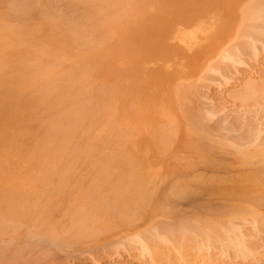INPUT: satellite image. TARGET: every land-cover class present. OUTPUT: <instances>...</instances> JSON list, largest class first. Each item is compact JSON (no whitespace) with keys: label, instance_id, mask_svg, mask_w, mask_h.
<instances>
[{"label":"rangeland","instance_id":"obj_1","mask_svg":"<svg viewBox=\"0 0 264 264\" xmlns=\"http://www.w3.org/2000/svg\"><path fill=\"white\" fill-rule=\"evenodd\" d=\"M250 1L251 0H240L238 3L236 2L233 4V11L235 14L237 13L235 17L238 23L240 21V24H238L236 29L232 32L229 39L226 40L224 46H229L228 48L231 50L229 51L230 55L236 52V56L233 54L230 59L224 58L227 60L225 61L224 59L222 60L212 55L204 64L199 74L173 79L170 78L167 73H169L172 67L181 60L180 54L181 56L187 55L189 53L187 49L193 48L196 44L180 36V41L183 43L180 54L177 55L165 46L168 44V38L181 27L185 28L191 23L193 24L206 20L215 21V26L217 27L215 36L221 35L223 27L227 23L226 21H228V17L231 13L227 9L230 1L0 0V61H3V63L0 62L2 64V66L0 65V86L1 89H3L8 85L10 88H8V86L7 88L11 89H3L6 90L4 91L6 93L11 91L8 94L5 93L6 95L10 94L8 97L4 95L8 100L0 95L2 97V102L0 101V129L2 128V131H0V150H2L0 151V159L2 160H0V176L2 177L0 178V191L4 193L2 195H6L3 196V198L0 193V200L2 198V200H4L5 197L9 199L5 202V208L2 206V200L0 201L2 204L0 205V209L3 208L0 211L4 213L3 216L6 214L9 217H3L6 221L10 219V216L15 220H17L16 217H18V219L20 218V221H18L20 224H17L18 222L16 223L15 221V225H19L20 227H12L13 229L18 228L19 230L10 229L13 220L10 221V219L7 221L6 224L10 223V225L2 224L1 221L3 219L0 220L2 226H0L2 228V231H0V264H264V229L262 228L264 227V220L261 221L264 217V188H258L253 184L250 185V182L254 183V174L251 179L250 176L246 175V172L242 174L243 176L245 175V178L246 176L249 177L248 179L251 180L249 182L246 179L244 180V177L240 175L241 172H239L240 170L243 171V169H249L250 171V169L254 168L256 165L255 169L260 166L264 167L262 166L263 161H257L259 163L256 162L255 165L253 163L254 160H262V158H264V25L260 24L261 26H257L259 24L255 25L254 22L252 23L251 21L256 27L263 28L260 32H258V30L253 40L248 43L246 37H233L234 33L235 35L237 32L240 33V35H245L246 32L250 31L242 27L251 25L246 24L250 21L246 22L245 19H243L245 11L244 13L242 12L244 8L246 10V4ZM251 3L252 2H250V4ZM255 17L256 16H253V20ZM224 19L226 23H224ZM243 21H245V24ZM255 28L253 29L255 30ZM253 33L256 32L253 31ZM197 38L201 39L198 34L196 35V39ZM208 40L202 41L203 48H205ZM22 41H24V43ZM237 42L243 43H241L240 46ZM233 43H237L238 50L236 49L237 45L235 47ZM251 43L252 45L254 44L253 48L248 47V45L251 46ZM232 45L233 48H231ZM30 60V63H32L30 64L31 66L27 63ZM47 63L48 65L51 64L50 66L52 68L50 66L47 67ZM164 63L167 64V68L164 67L166 71L161 69ZM3 64H5V66ZM44 64H46V66ZM32 65L34 67H32ZM43 65L46 70H44L41 75L40 72L42 68H44ZM185 65L186 64H183L184 67ZM208 65H212L214 69L213 67L212 69L206 67ZM55 66H58L57 69ZM8 67L11 72L8 70ZM65 68L67 69L65 70ZM34 70H37L36 74ZM66 71L69 76H67ZM9 72L10 74L12 73L10 78L7 77L9 76ZM37 73L39 74L37 75ZM53 74L59 75V78L57 76L53 78ZM50 76L54 79L52 83ZM56 78L57 81L61 83H56ZM46 79H48V81ZM41 80L45 83H42ZM101 81H103V83ZM63 82L65 83V88H70L65 89L62 87ZM38 85L41 89L38 88ZM45 85H48V88H44ZM60 85L62 88L59 87ZM50 87L56 91V98H58L57 96L59 94V99L61 100L55 98L54 91L52 94L50 93ZM71 87L74 88L72 89ZM21 88L23 90H21ZM58 88L60 89L58 90ZM19 89L24 93L22 94ZM62 89H64V91ZM38 91H41V93ZM27 92H29V99H27ZM90 92L93 95H91ZM3 94L4 93H2V95ZM32 95L35 97L33 98ZM37 95H46L44 100L48 99V101H50V97H52L50 101L51 104L56 103L57 100V112L55 111V114H53L55 116L51 114L54 113L53 111L56 108L54 109V106L51 105L54 110L51 109V112V107L47 110V105L49 106L50 103L47 102V104L46 101H43V97H41L42 101L39 97L38 100ZM62 96L67 101L64 99L62 100ZM67 97L70 98L68 99ZM3 98L6 102L3 101ZM31 98H33L32 101H30ZM11 99L20 100V105L16 100L15 104H18V106L15 105L14 101L12 103ZM91 99H93L92 101L94 102H92ZM107 99L109 100L107 101ZM9 100H11L10 102L13 105L8 104ZM84 100L86 102L89 100L90 102L85 104L86 102ZM104 101L107 103H103ZM96 102L98 103L96 104ZM113 102L115 103L114 105L112 104ZM5 103L9 105V108L5 106ZM59 103L61 107H59ZM69 105L70 108L68 107ZM72 105H75V107H71ZM79 105L81 106L80 112L78 111ZM86 105H88L89 108L88 106L86 107ZM106 105H108V107L109 105H113L115 108L111 106L113 109L111 111ZM10 106H14V108L12 107V109ZM41 106H43L47 112ZM62 107L64 109L68 108L70 111L68 109L65 111ZM92 107L94 108L92 109ZM3 108L4 110H2ZM7 108L11 111H8ZM19 108L22 111H20ZM73 108L76 109L74 110ZM41 109H44V114L43 112L41 113ZM60 109L64 113H62ZM88 109L91 111L88 112ZM97 109H99V111ZM100 110L102 111L100 112ZM105 110L106 112L110 110V117L104 113ZM59 111L63 115H61ZM12 112L14 114H12ZM66 112H68V114ZM78 112L80 113L79 115ZM85 112L88 114L86 115ZM58 113L59 116L61 115L60 117ZM91 113L94 115L92 116ZM101 113L107 116L104 118ZM113 113L116 114L113 115ZM48 114L51 115L49 118L47 116ZM52 116L53 118L55 117V120L51 119ZM111 116L115 118L113 117V120H110L112 119ZM44 117H46L47 121L51 120L49 122L51 125L54 124L56 117H58L56 123H60L58 128L60 129L61 127L62 129L60 132H62H59V134L56 132L59 131V129L55 127L57 124H55L54 127L51 125V127H49ZM89 117L91 118L90 120L87 119ZM3 118H5V120ZM42 118L44 120L42 122L47 123V127L42 126L45 125L44 123L40 124ZM106 118H109L110 122L106 120ZM34 119L37 120L33 122ZM62 119H69L70 121L65 120V122ZM196 119L198 121H196ZM60 120L63 121V123L60 122ZM104 120H106L105 123L103 122ZM18 121L22 123L17 124ZM101 122L103 123L102 125ZM199 122L201 124H199ZM12 124H15V126ZM71 124L73 125L72 128H70ZM66 125L69 127L67 128ZM74 125H76V128ZM164 125L167 126L165 127ZM12 126L14 128H12ZM36 126L40 129L36 128ZM26 127L27 131H25ZM43 127L45 128V132H48L47 135L45 133L41 135L44 131ZM218 127L222 128L218 129ZM4 128H6V130ZM258 128L259 131L261 130V133H257ZM48 129H52L50 130L51 132ZM55 129L56 131H54ZM28 130L31 131L29 132ZM172 130L175 133L170 132ZM220 130L222 131L220 132ZM96 131L97 134L95 133ZM115 131H119L120 133ZM19 132L21 134H19ZM256 133L260 135L257 137V135H255ZM10 134L13 135L11 136ZM62 134L66 136H63L65 139L60 140L63 138ZM121 134L122 136L124 135L125 138H123L124 136H120ZM58 135H61V137ZM201 136L204 137L201 138ZM220 136L223 138L225 137L227 141L225 143H228L229 146H232L231 144L233 142L236 144L229 149L228 145L224 144V146L223 142L222 144L221 142L219 143ZM15 137L16 139H14ZM36 137L40 138L37 140ZM42 137L46 139L41 142L40 139L42 140ZM31 138L35 139L32 140ZM205 138L209 139L206 140ZM217 138L219 141L216 140ZM223 138H221V141H224L222 140ZM227 138L231 139L233 142H228ZM14 140L17 141L18 145H16V141ZM8 141L9 143H7ZM34 142L35 145L33 146ZM43 142L44 144L49 143L48 145L46 144L48 147L41 144ZM66 142L69 146H67ZM50 143H56L55 146L52 144V147H55L54 150H58L60 155L58 152L55 153L56 151L54 152L55 154H53V148ZM19 144H25L26 146L22 145L21 147ZM8 145L11 146L8 148ZM42 145L47 149H44V147L41 148ZM57 145L60 146V148H58ZM13 146H15V148ZM71 146L74 147V149L76 148L74 152L71 150L72 154L71 152L68 153L70 151H68V149L71 148ZM223 146L227 148H221ZM93 147L97 148L93 149ZM214 147H216V150ZM236 148L239 150L238 152H242V154L236 153ZM59 149L64 151V153L59 151ZM91 149L92 151L90 152ZM97 149L100 151H97ZM76 150L79 152H76ZM105 151L109 155L105 153ZM88 152H90V155H93L92 153H98L100 156L97 154L89 158L90 155L88 156ZM50 154H52L54 158ZM73 154L74 158L71 157ZM244 154L248 156H243ZM1 155L4 159L1 158ZM14 155L16 156L14 157ZM27 155L30 157H27L29 160L24 158ZM164 155L165 157H163ZM241 155L242 157L239 158ZM87 156L88 158H86ZM182 157H185V160L184 158L182 159ZM22 158L25 159V161ZM49 160L52 161V163ZM116 160H118L119 163ZM241 161H245V163ZM247 161L249 163L251 161L250 164H253L254 167H252V165H246ZM38 162L41 163L39 164ZM67 162L68 167L66 166ZM82 163L83 165H81ZM6 164L10 170L6 169ZM90 164H93V167ZM11 169H13V171ZM76 169H78V171ZM93 169L97 170L95 171L96 173L92 171ZM6 170L9 171V173ZM256 171L257 170L252 169L250 172L256 173L255 176H258V171ZM261 171L264 170L262 169ZM91 172L93 173L92 175ZM262 174L261 177L264 176V173ZM37 175L39 176L37 177ZM60 175L64 176L61 177ZM122 175L123 177H121ZM33 176L36 179H27ZM226 177L227 181L223 179ZM94 178L97 182L99 181L100 184L97 183ZM21 179H23L24 182ZM256 179L254 181H256ZM29 180L33 181L34 184L31 181L29 182ZM206 180L207 183H205ZM210 180H212V182ZM235 180L238 182L236 183ZM259 180L261 181L259 182L263 184L264 179ZM26 181L28 182L27 184ZM133 182H136V184ZM142 182L145 183L142 184ZM148 182L150 184H148ZM19 183H23V186L20 187ZM30 183L32 184L31 189ZM90 184L92 186H90ZM119 184H121V190H119ZM132 184L135 185L133 186ZM125 186H128L129 190H127ZM105 190H107V192H105ZM244 190L246 192L248 191V194ZM147 191L149 192L147 193ZM11 193H14V196L16 195L15 199L13 198L14 196H11ZM241 193H243L244 196L241 195ZM119 194L121 197H119ZM37 196H41L40 200ZM250 198H255L253 199L255 201L251 202L252 199ZM31 200L33 201L30 202ZM132 200L133 202L136 201L135 204ZM8 201H11L10 205L7 204L10 203ZM23 201H26L24 204L30 203L27 205L28 207L31 205V210L33 209L34 211L32 210L31 212V210H28L29 212H26L27 208L25 209L24 207L27 205H24ZM137 203L138 207L136 206ZM6 204L8 207L12 206L17 208L18 211H16L17 209L15 210V208L14 211L11 207L13 211L10 213V207L8 208ZM14 204H22L21 207L24 206L23 208L25 211H20L21 207L19 206V209ZM6 209L7 211L9 210L8 213H10V215L6 213ZM76 209L79 210V213H76ZM127 209L129 210L127 211ZM80 211L83 214H81ZM14 212H21V214H16ZM25 212L31 214H26ZM241 212L244 213L245 216ZM250 212H252L251 214L253 216L258 214L259 217L262 216V218L260 219L256 217L258 216L256 215L255 217L260 220L254 218V220L258 222L254 221ZM31 218H35V220ZM231 219H233L234 223L237 225L234 224L235 227L232 228L228 225L227 231L233 232V234L230 235L233 238H241L239 239L241 241L245 239L243 243L244 245L246 244L245 246L247 249L245 248V250L248 253L241 248L245 256L241 255V253L238 254L241 251L240 249H237L239 251L236 253V248L233 247L232 249L231 243L226 244L223 240L225 235L220 233L222 232L221 229L227 227L226 221L229 222ZM22 220L24 221L22 222ZM184 220L187 221L184 222ZM187 222L190 223L187 225ZM253 223L255 225L259 223L258 225L262 224L263 226H261V228L260 226H256L255 228V225L252 227ZM3 225H5V227ZM153 226H155L154 230ZM206 226H208V228ZM169 228H171V232H167ZM29 230L30 232H28ZM50 230L52 231L51 233ZM150 230H153L154 233L150 232ZM155 230L157 232H155ZM189 231L190 235L188 233ZM203 231H211L210 233L214 235V237L213 235L210 237V244L208 242H203L205 240ZM31 232H33V235ZM191 232L193 233L191 234ZM216 232L219 235L221 234L220 237L218 235L216 236ZM170 233L173 234L172 237ZM162 234L163 237L161 236ZM137 235L141 237L142 240L140 238L138 239ZM160 236L162 237L161 240L158 239ZM176 238L178 241H175ZM150 242H152V244H150Z\"/></svg>","mask_w":264,"mask_h":264},{"label":"bare ground","instance_id":"obj_2","mask_svg":"<svg viewBox=\"0 0 264 264\" xmlns=\"http://www.w3.org/2000/svg\"><path fill=\"white\" fill-rule=\"evenodd\" d=\"M227 1H230V3H229V5H228V8H227V9H228L231 13H230V16L228 17V21H226L227 23L225 22V19H224V23H226V24H225V26L223 27V31H222V34H221V35H217V36H215V34H216V32H217V27L215 26V21L206 20V21H201V22H198V23H197V22H195V23H193V24L191 23L189 26H187V27H185V28L181 27V28H179L177 31H175L174 33H172L170 38H168V41H167L168 44L165 45V46H167V47L169 48L170 51H173V52H174L175 54H177V55L180 54L181 46H182V43H183V42L180 41V39H181L180 36H181L182 38H185L186 40L193 41V42L196 44V46H194L193 48H191V49H187V51L189 52L187 55H183V56H181V54H180L181 60L178 61L177 64H176L175 66L172 67V70H171L169 73H167V75H169L170 78L178 79V78L186 77L187 75H195V74H199L200 71H202V69H203L202 67L204 66V64L210 59V56H212V55H213V56L215 55V56H217V58H219V59L221 58L222 60H223L224 58H225V59H230V58H232V55H233L234 53H231L232 55H230V52H229V51H231V50L228 48L229 46H228V47L224 46V43L226 42V40L229 39L230 35H231L232 32L236 29V27L238 26V24H240V21H239V23H238V22H237V18L235 17V15H237V13L235 14L234 11H233V10H234V6H233V4L236 3V2L238 3L240 0H227ZM246 1H247V0H246ZM248 1H249V0H248ZM250 2H252V3L250 4ZM250 2H249L248 4H246V5H247L246 10H245V8H244V10H243V8H242V10H243L242 12H243V13H244V11H245V13H246V12L248 13V14L246 13L247 15H246L245 13H244V15L242 14V15H243V19H245L246 22H247V21H250V22H247L246 24H247V25L251 24V25H253V26H255L256 24H259V25H257V26H261L262 24L264 25V0H251ZM244 4H245V3H244ZM244 7H245V6H244ZM242 12H241V13H242ZM240 15H241V14H240ZM253 16H256V17L254 18V20H253ZM261 19H262V20H261ZM255 20H256V21H255ZM260 20H261V21H260ZM245 21H243L244 24H245ZM251 21H252V23L254 22L255 25L252 24ZM255 22H259V23H255ZM260 24H261V25H260ZM251 25H249V26H247V27H246V26H242V27H245V28L249 29L250 31H248V32H250V33L246 32L245 35H240V33L237 32L236 35H235V33L233 34V37H236V36L246 37V38L248 39L247 43L250 42V41H252V40H253V37H255V35L257 34V31L259 30L258 32H260L261 29H262L264 26L261 27V28L255 26V27H256V28H255V27H253V26H251ZM253 28H255V30H254ZM257 28H260V29H257ZM253 31H255L256 33H253ZM261 33H263V32H261ZM197 34L201 37V39H198V38L196 39V35H197ZM252 34H253V35H252ZM259 34H260V33H259ZM15 37H16V35H15ZM258 38H259V37H258ZM208 39H209V40H208ZM236 39H237V38H236ZM254 39H256V38H254ZM205 40H208V41H207V44H206L205 48H203V46H202V41H205ZM195 41L198 42V43H196ZM242 41H243V40H242ZM22 42L24 43V41H22ZM243 42H244V41H243ZM243 42H240V43L237 42V43H239V45H240V44L243 43ZM194 43H193V45H194ZM237 43H233V45H235V47H236ZM20 44H21V43H20ZM233 45L231 46V48H233ZM253 45H254V44H253ZM253 45H252V43H251V46L248 45V47L253 48ZM240 46H241V45H240ZM160 48H161V47H160ZM237 48H238V45H237L236 49H237ZM246 48H247V47H246ZM194 49H197V50H194ZM236 49H235V51H236ZM193 50H194V51H193ZM237 50H238V49H237ZM196 51H197V52H196ZM0 52H1V51H0ZM195 52H196V54H195ZM2 53H3V51H2ZM194 54H195V55H194ZM256 55H257V54H256ZM234 56H236V52H235ZM63 59H64V58H63ZM225 59H224V60H225ZM233 59H234V58H233ZM32 60H33V59H32ZM9 61H10V60H9ZM33 61H34V60H33ZM33 61H32V62H33ZM225 61H227V60H225ZM230 61H231V60H230ZM0 62L3 63V61H0ZM4 62H5V61H4ZM26 62H27V61H26ZM30 62H31V60L28 61L27 63L30 65V64H32V63H30ZM219 62H220V61H219ZM1 63H0V65L2 66ZM11 63H12V62H11ZM27 63H25V64H27ZM33 63H34V62H33ZM38 63H39V62H38ZM64 63H65V62H64ZM68 63H69V62H68ZM34 64H35V63H34ZM39 64H40V63H39ZM49 64H50V63H49ZM59 64H60V63H59ZM183 64H186L185 67L183 66ZM3 65L5 66V64H3ZM40 65H41V64H40ZM44 65L46 66V64H44ZM44 65H43L44 68L41 67V68H42V70H41V72H40L41 75H42V72H43L44 70H46ZM50 65H51V64H50ZM50 65H48V63H47V67L50 66ZM6 66H7V65H6ZM30 66H31V65H30ZM214 66H215V65H214ZM32 67H34V66L32 65ZM50 67H51V66H50ZM55 67H56V66H55ZM57 67H58V66H57ZM57 67H56V69H57ZM69 67H70V66H69ZM164 67L167 68V64H166V63H164V64L161 66V69H162L163 71H166V70L164 69ZM206 67L212 69L213 66H212V65H208V66H206ZM3 68H4V67H3ZM6 68H7V67H6ZM51 68H52V67H51ZM70 68H71V67H70ZM11 69H12V68H11ZM60 69H61V68H60ZM66 69H67V68H65V70H66ZM213 69H214V67H213ZM8 70H9V67H8ZM39 70H40V69H39ZM52 70H54V69H52ZM206 70H207V69H206ZM208 70H209V69H208ZM216 70H217V68H216ZM9 71H10V70H9ZM34 71H35V70H34ZM36 71H37V70H36ZM36 71H35V74H36ZM57 71H59V70H57ZM69 71H70V70H69ZM69 71H68V72H69ZM214 71H215V70H214ZM10 72H11V71H10ZM10 72H9V76H7L8 78H10V77L12 76V73L10 74ZM23 72H24V71H23ZM94 72H95V71H94ZM46 73H47V72H46ZM46 73H44V74H46ZM63 73H64V72H63ZM66 73H67V71H66ZM66 73H65V74H66ZM24 74H25V73H24ZM35 74H34V75H35ZM38 74H39V73H37V75H38ZM0 75H1V74H0ZM7 75H8V73H7ZM16 75H17V74H16ZM82 75H84V74H82ZM43 76H45V75H43ZM47 76H49V75H47ZM53 76H54V77H53ZM55 76H57V75H56V74H55V75H54V74L52 75L53 78H55ZM67 76H69L68 73H67ZM86 76H87V75H86ZM3 77H4V76H3ZM20 77H21V76H20ZM57 77L59 78V75H58ZM61 77H62V76H61ZM77 77H78V76H77ZM21 78H22V77H21ZM34 78H35V77H34ZM34 78H33V79H34ZM41 78H43V77H41ZM50 78H51V76H50ZM68 78H69V77H68ZM80 78H81V77H80ZM80 78H79V79H80ZM36 79H37V78H36ZM43 79H44V78H43ZM72 79H73V77H72ZM92 79H93V78H92ZM94 79H95V78H94ZM4 80H5V79H4ZM8 80H9V79H8ZM11 80H12V78H11ZM22 80H23V78H22ZM46 80L48 81V79H46ZM46 80H45V81H46ZM52 80H54V79L51 78V83H52ZM58 80H60V79H58ZM64 80H66V79H64ZM80 80H81V79H80ZM41 81H42V83L44 82L43 80H41ZM41 81H40V82H41ZM61 81H62V80H61ZM66 81H67V80H66ZM72 81H73V80H72ZM93 81H95V80H93ZM111 81H112V80H111ZM11 82H12V81H11ZM21 82H22V81H21ZM53 82H55V81H53ZM101 82L103 83V81H101ZM44 83H45V82H44ZM49 83H50V82H49ZM49 83H48V85H49ZM56 83H61V82H58V81H57V78H56ZM6 84H7V83H6ZM25 84H26V83H25ZM64 84H65V83L63 82V86H62V87H64ZM107 84H108V82H107ZM3 85H4V84H3ZM3 85H2V86H3ZM39 85H40V84H39ZM39 85H38V86H39ZM48 85H47V86H48ZM58 85H59V84H58ZM61 85H62V84H61ZM61 85H60L59 87H61ZM66 85H67V84H66ZM81 85H82V84H81ZM89 85H90V84H89ZM89 85H88V88H89ZM4 86H5V85H4ZM7 86H8V85H6V87L3 88V89L11 90V89H8V88H10V87L8 86V88H7ZM47 86L45 85L44 88H48ZM71 86H72V85H71ZM91 86H94V85H91ZM105 86H106V85H105ZM17 87H18V86H17ZM24 87H25V85H24ZM41 87L43 88L42 85H41ZM55 87H56V86H55ZM62 87H61V88H62ZM78 87H79V86H78ZM83 87H84V85H83ZM107 87H108V85H107ZM109 87H110V86H109ZM35 88H36V87H35ZM38 88H40V86H39ZM38 88H37V89H38ZM50 88H51V87H50ZM50 88H49V89H50ZM64 88H65V87H64ZM69 88H70V87H69ZM69 88L67 87V88H65V89H69ZM71 88H72V87H71ZM73 88H74V87H73ZM73 88H72V89H73ZM96 88H97V87H96ZM3 89H1V86H0V91H1V94H0V95H1V96H4V95H6V94H8V93L11 92V91H10V92L8 91V93H6V92H4V91H6V90H3ZM40 89H41V88H40ZM59 89H60V88H58V90H59ZM77 89H78V88H77ZM77 89H76V90H77ZM97 89H99V88H97ZM101 89H102V88H101ZM19 90H20V89H19ZM19 90H18V92H19ZM21 90H23V89L21 88ZM21 90H20V91H21ZM34 90H35V89H34ZM42 90H43V89H42ZM42 90H41V91H42ZM50 90H51L50 93L52 94V92L54 91L53 88H51ZM55 90H57V89H55ZM62 90L64 91V89H62ZM62 90H61V91H62ZM79 90H80V89H79ZM81 90H82V89H81ZM85 90H86V88H85ZM88 90H89V89H88ZM95 90H96V89H95ZM26 91H27V90H26ZM29 91H30V90H29ZM41 91H40V92L38 91V92L41 93ZM46 91H47V90H46ZM83 91H84V90H83ZM107 91H108V90H107ZM15 92H16V91H15ZM21 92H22V91H21ZM44 92H45V90H44ZM55 92H56V91H54V94H55ZM92 92H93V90H92ZM108 92H109V91H108ZM2 93H4V94L2 95ZM5 93H6V94H5ZM23 93H24V92H22V94H23ZM28 93H29V92L26 93L27 96L29 95ZM63 93H64V92H63ZM96 93H97V92H96ZM105 93H106V92H105ZM112 93H113V92H112ZM13 94H14V93H13ZM16 94H17V93H16ZM42 94H43V92H42ZM42 94H41V95H42ZM46 94H47V93H46ZM51 94H50V95H51ZM90 94H91V92H90ZM110 94H111V93H110ZM9 95H10V94H9ZM9 95H6V96L8 97ZM41 95H39V96L37 95V98L39 97V98L41 99V101H42V98H41V97H43V101H46V103H47V102L50 103L49 106L47 105L48 103H47V104L45 103V104L47 105V107H48L47 110H49V108L51 107V105L54 106V109L56 108L55 110L52 109L53 107L50 108V110H51V109L54 110V111H53L54 113H52V114L49 113V114H51V115L55 114V111L57 110V107H58V106L56 105V104H58L57 100H56V103L51 104L50 101L52 100V97H50L51 100L49 99L50 101H48V99H45V100H44V98H45L46 95H45V96H41ZM50 95H49V96H50ZM56 95H57V93L55 94V98H56ZM63 95H65V94H63ZM82 95H83V94H82ZM88 95H89V94H88ZM91 95H93V94H91ZM1 96H0V101H1V99H2ZM6 96H4V97L7 98ZM24 96H25V95H24ZM30 96H31V95H30ZM35 96H36V92H35ZM35 96L32 95L33 98H34ZM52 96H54V95H52ZM60 96H61V94H60ZM70 96H71V95H70ZM78 96H79V94H78ZM18 97H19V96H18ZM18 97H17V98H18ZM21 97H22V96H21ZM25 97H26V96H25ZM47 97H48V96H47ZM47 97H46V98H47ZM57 97H58V98H56V99H59V94H58ZM62 97H63V96H62ZM62 97H61V98H62ZM83 97H84V96H83ZM89 97H90V95H89ZM92 97H93V96H92ZM14 98H16V97H14ZM33 98H31L30 101H32ZM39 98H38V100H39ZM67 98H68V97H67ZM69 98H70V97H69ZM69 98H68V99H69ZM84 98H85V97H84ZM93 98H94V97H93ZM112 98H113V97H112ZM27 99H29V96H28ZM63 99H64V97L62 98V100H63ZM74 99H75V98H74ZM78 99H79V98H78ZM86 99H88V98H86ZM7 100H8V98H7ZM11 100H12V103H13V101H14V104L18 101V99H17V100H16V99H14V100L11 99ZM11 100H9V102H10ZM15 100H16V102H15ZM34 100H35V99H34ZM38 100H37V103H38ZM53 100L55 101L54 98H53ZM59 100H61V99H59ZM64 100H65V99H64ZM76 100H77V99H76ZM76 100H75V101H76ZM89 100H90V99H89ZM89 100H87V101L90 102ZM92 100H93V99H91V101H92ZM108 100H109V99H107V101H108ZM3 101H5L4 98H3ZM25 101H26V100H25ZM30 101H28V102H30ZM65 101H67V100H65ZM80 101H81V100H80ZM84 101H85V100H84ZM95 101H96V99H95ZM114 101H115V100H114ZM1 102H2V101H1ZM1 102H0V103H1ZM5 102H6V101H5ZM7 102H8V101H7ZM9 102H8V104L10 105L11 102H10V103H9ZM19 102H20V100L17 102V103L20 105ZM52 102H53V101H52ZM62 102H63V101H62ZM62 102H61V103H62ZM77 102H78V101H77ZM85 102H86V101H85ZM88 102H86L85 104H87ZM92 102H94V101H92ZM3 103H4V102H3ZM3 103H2V104H3ZM63 103H64V102H63ZM78 103H80V102H78ZM81 103H82V102H81ZM97 103H98V102H96V104H97ZM100 103H101V102H100ZM103 103H107V102L104 101ZM2 104H1V105H2ZM5 104H6L5 106H8V108H9V105H7V103H5ZM18 104H15V105L18 106ZM45 104H44V105H45ZM68 104H69V103H68ZM75 104H77V103H75ZM82 104H84V103H82ZM82 104H81V105H82ZM93 104H95V103H93ZM112 104L114 105L115 103L113 102ZM11 105H13V104H11ZM36 105H37V104H36ZM36 105H34V106H36ZM55 105H56V107H55ZM59 105H60L59 107H61V104H60V103H59ZM70 105H71V104H70ZM70 105L68 106L69 108H70ZM113 105H109V107H111V106H113ZM17 106H16V107H17ZM62 106H63V105H62ZM77 106H78V105H77ZM79 106H80V105H79ZM87 106H88V105H86V107H87ZM90 106H91V105H90ZM92 106H93V105H92ZM96 106H97V105H96ZM96 106H95V107H96ZM194 106H195V105H194ZM3 107H4V106H3ZM12 107L14 108V106H12ZM12 107L10 106V108H12ZM41 107H43V106H41ZM45 107H46V106H45ZM63 107H64V106H63ZM63 107H62V108H63ZM71 107H75V105H74V106L72 105ZM100 107H101V106H100ZM106 107H107L108 109H110L111 111L113 110L112 107L109 108L108 105H106ZM113 107H114V106H113ZM8 108H7V109H8ZM13 108H12V109H13ZM43 108H44V107H43ZM77 108H78V107H77ZM80 108H81V106L78 108V111L80 110ZM88 108H89V106H88ZM93 108H94V107H92V109H93ZM98 108H99V107H98ZM114 108H115V107H114ZM0 109H1V108H0ZM32 109H33V108H32ZM44 109H45V108H44ZM44 109H41V110H42L41 113L43 112V114H44ZM63 109H64V108H63ZM67 109H68V108H67ZM67 109L65 108L64 110L66 111ZM73 109L75 110L76 108H73ZM90 109H91V108H90ZM99 109H100V108H99ZM99 109H97V110L99 111ZM105 109H106V108H105ZM2 110H4V108H3ZM5 110H6V108H5ZM17 110H18V109H17ZM19 110H20V108H19ZM52 110H51V112H52ZM60 110H61V109H60ZM68 110H69V109H68ZM74 110H73V111H74ZM97 110H96V111H97ZM110 110H108L109 114H108V112H106V110H105V112H104V113H106V114L108 115V117H110V116H109V115H110ZM0 111H1V110H0ZM6 111H7V110H6ZM6 111H5V112H6ZM8 111H11V110L8 109ZM20 111H22V110H20ZM24 111H25V110H24ZM45 111H46V109H45ZM69 111H70V110H69ZM81 111H82V109H81ZM85 111H87V110H85ZM90 111H91V110H90ZM90 111H89V109H88V112H90ZM96 111H95V112H96ZM98 111H97V112H98ZM101 111H102V110H100V112H101ZM13 112H14V111H13ZM13 112H12V114H14ZM15 112H16V110H15ZM18 112H19V111H18ZM32 112H33V111H32ZM37 112H38V111H37ZM46 112H47V111H46ZM46 112H45V113H46ZM56 112H57V111H56ZM61 112H62V110H61ZM61 112L59 111L60 114H61ZM71 112H72V110H71ZM74 112H75V111H74ZM74 112H73V113H74ZM79 112H80V111H79ZM79 112H78V115L80 114ZM59 113H58V116H59ZM62 113H64V112H62ZM66 113L68 114V112H66ZM85 113H86V112H85ZM85 113H84V114H85ZM104 113H103V114H104ZM116 113H117V112H116ZM116 113H113V115H115ZM168 113H169V112H168ZM37 114L39 115L40 113H37ZM46 114H47V113H46ZM49 114L47 115L48 118H49V116H51V115H49ZM87 114H88V113H86V115H87ZM91 114H92V116L94 115L93 113H91ZM96 114H97V113H96ZM101 114H102V113H101ZM103 114H102V115H103ZM106 114L103 115L104 118H105V116H107ZM111 114H112V113H111ZM6 115H7V114H6ZM6 115H5V116H6ZM18 115H20V114H18ZM40 115H41V114H40ZM61 115H63V114H61ZM61 115H60V116H61ZM97 115H98V114H97ZM1 116H2V115H1ZM5 116H4V117H5ZM47 116H46V117H47ZM53 116H55V115H53ZM53 116H52L51 119H54V118H55V117L53 118ZM60 116H59V117H60ZM84 116H85V115H84ZM98 116H99V115H98ZM103 116H100V117H103ZM224 116H225V115H224ZM35 117H38V116H35ZM41 117H42V116H41ZM41 117H39V118H41ZM46 117H44V118H45V119H44L45 121H47ZM74 117H75V116H74ZM111 117H112V116H111ZM113 117H114V116H113ZM113 117H112V119H110V120H113ZM204 117H206V116H204ZM13 118H14V117H13ZM26 118H27V117H26ZM39 118H37V119H39ZM57 118H58V117H56V121H57ZM114 118H115V117H114ZM121 118H122V117H121ZM175 118H176V117H175ZM175 118H174V119H175ZM3 119L5 120V118H3ZM37 119H36V120H37ZM85 119H86V116H85ZM87 119L90 120L91 118L89 117V118H87ZM118 119H119V118H118ZM118 119H117V120H118ZM169 119H170V118H169ZM7 120H8V119H7ZM26 120H27V119H26ZM36 120L34 119L33 122H35ZM39 120H40V119H39ZM44 120H43V118H42L41 123H40V122H39V123H40V124H43V123H44V124L46 125L47 123L42 122V121H44ZM48 120H49V119H48ZM54 120H55V119H54ZM54 120H53V122H54ZM62 120H63V119H62ZM65 120H67V119H65ZM65 120H63V121H65ZM68 120H69V119H68ZM68 120H67V121H68ZM95 120H96V117H95ZM97 120H98V119H97ZM106 120H109V118H106ZM106 120H104L103 122L105 123ZM110 120H109V122H110ZM117 120H116V121H117ZM203 120H204V119H203ZM241 120H242V119H241ZM50 121H51V120L47 121V122H48L47 125H49V127H51V126L54 127L55 124H57V126H55V127H57V128L59 127V126H58V125L60 124L59 122L56 123V121H55L54 124L51 125V123L49 124ZM63 121L60 120V122H62V123H63ZM69 121H70V120H69ZM75 121H76V120H75ZM77 121H78V120H77ZM99 121H101V120H99ZM124 121H125V120H124ZM128 121H129V120H128ZM196 121H198V120L196 119ZM2 122H3V121H2ZM18 122H19V121H18ZM18 122H17V124L22 123V122H19V123H18ZM33 122H32V123H33ZM65 122H66V121H65ZM111 122H113V121H111ZM114 122H115V121H114ZM252 122H253V121H252ZM27 123H28V122H27ZM27 123H26V124H27ZM62 123H61V126H62ZM67 123H68V122H67ZM85 123H86V122H85ZM88 123H89V122H88ZM106 123H107V122H106ZM117 123H118V121H117ZM125 123H126V122H125ZM171 123H172V121H171ZM174 123H175V120H174ZM239 123H240V122H239ZM17 124H16V125H17ZM64 124H65V123H64ZM64 124H63V126H64ZM92 124H93V123H92ZM97 124H98V123H97ZM102 124H103V123L101 122V125H102ZM110 124H112V123H110ZM133 124H134V123H133ZM143 124H144V123H143ZM199 124H201V123L199 122ZM12 125L15 126V124H12ZM23 125H24V124H23ZM45 125H42V126L47 127V125H46V126H45ZM50 125H51V126H50ZM106 125H107V124H106ZM170 125H171V124H170ZM195 125H196V123H195ZM241 125H242V124H241ZM250 125H251V124H250ZM13 126H12V128H14ZM75 126H76V125H74V127H75ZM81 126H82V125H81ZM83 126H84V125H83ZM91 126H92V125H91ZM98 126H100V125H98ZM107 126H108V125H107ZM111 126H112V125H111ZM164 126H165V125H164ZM166 126H167V125H166ZM166 126H165V127H166ZM174 126H175V125H174ZM196 126H197V125H196ZM208 126H209V125H208ZM242 126H243V125H242ZM252 126H253V125H252ZM40 127H41V126H40ZM44 127H43L44 131H43V133H42L41 135H43L44 133L47 135V133H48V132H47V133L45 132V128H44ZM66 127H67V125H66ZM68 127H69V126H68ZM68 127H67V128H68ZM72 127H73V125L71 124L70 128H72ZM102 127H103V126H102ZM109 127H110V125H109ZM117 127H120V126H117ZM126 127H127V126H126ZM128 127H129V126H128ZM131 127H132V125H131ZM136 127H138V126H136ZM141 127H142V126H141ZM172 127H173V126H172ZM187 127H188V126H187ZM189 127H190V126H189ZM194 127H195V126H194ZM12 128H11V129H12ZM36 128H39V127L36 126ZM57 128H56V129H57ZM64 128H65V127H64ZM64 128H63V129H64ZM70 128H69V129H70ZM75 128H76V127H75ZM78 128H79V127H78ZM91 128H92V127H91ZM211 128H212V127H211ZM219 128H222V127H218V129H219ZM1 129H2V128H1ZM1 129H0V131H2ZM4 129L6 130V128H4ZM23 129H24V128H23ZM28 129H29V128H28ZM39 129H40V128H39ZM43 129H42V130H43ZM53 129H54V128H53ZM56 129H55L54 131H56ZM58 129H59V128H58ZM61 129H62V128L60 127L59 131H56V132H58V134H59V132H60ZM79 129H80V128H79ZM81 129H82V128H81ZM109 129H110V128H109ZM118 129H120V128H118ZM118 129H117V130H118ZM132 129H133V128H132ZM139 129H140V128H139ZM202 129H203V128H202ZM230 129H231V128H230ZM42 130H41V132H42ZM48 130H49V129H48ZM50 130H52V129H50ZM50 130H49V131H50ZM65 130H66V129H65ZM65 130H64V131H65ZM72 130H74V129H72ZM103 130H104V129H103ZM110 130H111V129H110ZM125 130H126V129H125ZM155 130H156V129H155ZM160 130H161V129H160ZM170 130H171V129H170ZM212 130H213V128H212ZM214 130H215V129H214ZM223 130H224V129H223ZM11 131H12V130H11ZM25 131H27V127H26V130H25ZM28 131L30 132L31 130H28ZM37 131H38V130H37ZM54 131H53V133H54ZM66 131H67V130H66ZM88 131H89V130H88ZM92 131H93V130H92ZM156 131H157V130H156ZM168 131H169V130H168ZM216 131H217V130H216ZM221 131H222V130H220V132H221ZM257 131H258L257 133H259V132L261 133V130L259 131V128H258ZM5 132H7V131H5ZM16 132H17V131H16ZM50 132H51V131H50ZM61 132H62V131H61ZM61 132H60V133H61ZM83 132H84V131H83ZM100 132H101V130H100ZM103 132H104V131H103ZM115 132H117V131H115ZM118 132H119V131H118ZM118 132H117V133H118ZM121 132H122V130H121ZM129 132H130V131H129ZM135 132H136V131H135ZM141 132H142V131H141ZM170 132H173V130L170 131ZM202 132H203V130H202ZM0 133H1V132H0ZM17 133H18V132H17ZM27 133H28V132H27ZM65 133H66V132H65ZM73 133H74V132H73ZM95 133L97 134V131H96ZM101 133H102V132H101ZM104 133H105V132H104ZM111 133H112V131H111ZM119 133H120V132H119ZM124 133H125V132H124ZM137 133H138V131H137ZM173 133H175V132H173ZM173 133H172V134H173ZM209 133L212 134L211 132H209ZM217 133H218V131H217ZM226 133H227V131H226ZM257 133H256L255 135H257ZM262 133H263V132H262ZM3 134H4V132H3ZM15 134H16V133H15ZM19 134H21V133L19 132ZM92 134H93V133H92ZM126 134H127V133H126ZM138 134H139V133H138ZM157 134H158V133H157ZM221 134H222V133H221ZM10 135H11V134H10ZM12 135H13V134H12ZM12 135H11V136H12ZM25 135H26V133H25ZM36 135H37V134H36ZM41 135H40V136H41ZM48 135H49V134H48ZM78 135H80V134H78ZM112 135H113V134H112ZM159 135H160V134H159ZM165 135H166V133H165ZM259 135H260V134H259ZM259 135H257V137H258ZM11 136H10V139H11ZM15 136H16V135H15ZM17 136H18V135H17ZM26 136H27V135H26ZM58 136L61 137V135H58ZM63 136L65 137L66 135H63V134H62V137H63ZM85 136H86V135H85ZM89 136H90V135H89ZM98 136H99V135H98ZM104 136H105V135H104ZM120 136H122V134H121ZM123 136H124V135H123ZM123 136H122V137H123ZM130 136H131V133H130ZM171 136H172V135H171ZM224 136H225V135H224ZM4 137H5V136H4ZM45 137H47V136H45ZM60 137H59V138H60ZM64 137L61 138L60 140L65 139ZM127 137H128V136H127ZM134 137H135V136H134ZM165 137H166V136H165ZM168 137H169V136H168ZM202 137H204V136H201V138H202ZM213 137H215V136H213ZM220 137H221V136H220ZM230 137H231V136H230ZM36 138H37V137H36ZM38 138H40V137H38ZM38 138H37V140H38ZM69 138H70V137H69ZM78 138L80 139L79 136H78ZM81 138H82V137H81ZM108 138H109V137H108ZM111 138H112V137H111ZM111 138H110V139H111ZM116 138H117V137H116ZM116 138H115V139H116ZM118 138H119V136H118ZM120 138H121V137H120ZM123 138H125V136H124ZM130 138H131V137H130ZM156 138H157V137H156ZM158 138H159V137H158ZM169 138H170V137H169ZM171 138H172V137H171ZM209 138H211V137H209ZM209 138H205V139L207 140V139H209ZM221 138H223V137H221ZM221 138H219L220 141H219L218 138H217L216 140H218L219 143L221 142V144H222V142H223V145H224V144L228 145V143H225V142H227V141L225 140V137L222 139V140H224V141H221ZM8 139H9V138H8ZM14 139H16V137H15ZM17 139H18V137H17ZM31 139H32V138H31ZM33 139H35V138H33ZM33 139H32V140H33ZM44 139H46V138H44ZM44 139H43V137H42V140L40 139V141L42 142V141H44ZM90 139H91V138H90ZM94 139H96V138H94ZM112 139H114V138H112ZM121 139H122V138H121ZM121 139H120V140H121ZM127 139H128V138H127ZM153 139H154V138H153ZM161 139H162V138H161ZM20 140H21V138H20ZM26 140H27V139H26ZM70 140H71V138H70ZM167 140H168V138H167ZM171 140H172V139H171ZM213 140H214V139H213ZM227 140H228V142L232 141V140L229 139V138H227ZM235 140H236V138H235ZM251 140H252V139H251ZM11 141H12V140H11ZM14 141H16V140H14ZM92 141H93V140H92ZM116 141H117V139H116ZM123 141H124V139H123ZM152 141H153V140H152ZM156 141H157V140H156ZM245 141H246V140H245ZM18 142H19V141H18ZM20 142H21V141H20ZM20 142H19V143H20ZM32 142H33V141H32ZM35 142H36V141H35ZM35 142H34L33 146L35 145ZM62 142H63V141H62ZM64 142H65V140H64ZM89 142H90V141H89ZM101 142H103V141H101ZM111 142H112V141H111ZM162 142H163V140H162ZM164 142H165V141H164ZM166 142H167V141H166ZM212 142H213V141H212ZM232 142H233V141H232ZM232 142H231V143H232ZM0 143H1V142H0ZM2 143H3V142H2ZM7 143H9V141H8ZM21 143H22V142H21ZM99 143H100V142H99ZM112 143H113V142H112ZM119 143H120V142H119ZM173 143H174V142H173ZM214 143H215V142H214ZM219 143H218V144H219ZM231 143H230V144H231ZM10 144L12 145L11 142H10ZM41 144H44V142L41 143ZM46 144H47V143H46ZM46 144H44V146H45ZM48 144H49V143H48ZM48 144H47V145H48ZM50 144H51V143H50ZM52 144H54V143H52ZM52 144H51V147H52ZM55 144H56V143H55ZM55 144H54V146H55ZM66 144H67V142H66ZM92 144H93V143H92ZM103 144H104V143H103ZM108 144H109V143H108ZM162 144H163V143H162ZM162 144H161V145H162ZM169 144H170V142H169ZM171 144H172V143H171ZM216 144H217V143H216ZM234 144H236V143L233 142L231 145L234 146ZM11 145H8V148H9V146H11ZM16 145H18V144H17V141H16ZM19 145H21V144H19ZM22 145H23V144H22ZM22 145H21V147H22ZM24 145H25V144H24ZM24 145H23V146H24ZM47 145H46V147H48ZM89 145H90V144H89ZM100 145H102V144H100ZM104 145H106V144H104ZM210 145H211V144H210ZM25 146H26V145H25ZM33 146H32V147H33ZM44 146L42 145V147H41V146H40V147L43 148ZM57 146H58V145H57ZM67 146H69V145L67 144ZM67 146H66V148H67ZM80 146H81V145H80ZM92 146H93V145H92ZM97 146H98V145H97ZM107 146H108V145H107ZM107 146H106V147H107ZM169 146H170V145H169ZM224 146H225V145H224ZM224 146L221 147V148L226 149L227 147H224ZM228 146H229V145H228ZM232 146H229V149H230V147H232ZM261 146H262V145H261ZM13 147L15 148V146H13ZM19 147H20V146H19ZM32 147H31V148H32ZM46 147H44V149H45ZM49 147H50V145H49ZM75 147H76V146H75ZM99 147H101V146H99ZM99 147H98V149H99ZM110 147H111V146H110ZM216 147H218V146H216ZM216 147H214L215 150H216ZM243 147H244V146H243ZM5 148H6V147H5ZM8 148H7V149H8ZM26 148H27V147H26ZM41 148H40V149H41ZM52 148H53V154H55V153L58 152V150H57V151H56V149L54 150L55 147H52ZM52 148H51V149H52ZM58 148H60V146H58ZM61 148H62V147H61ZM72 148H73V149H72ZM96 148H97V147H96ZM96 148L93 147V149H96ZM104 148H105V146H104ZM113 148H114V147H113ZM115 148H116V147H115ZM156 148H157V147H156ZM165 148H167V147H165ZM165 148H164V149H165ZM34 149H35V148H34ZM46 149H47V148H46ZM49 149H50V148H49ZM75 149H76V148H75ZM75 149H74V147L71 146V148L68 149V151L70 150L68 153H70L71 150H72V152H74ZM98 149H97V151H100V150H98ZM109 149H110V148H109ZM232 149H233V148H232ZM232 149H231V151H232ZM244 149H245V148H244ZM244 149H243V150H244ZM8 150H9V149H8ZM30 150H31V149H30ZM86 150H88V149H86ZM236 150H237L236 153H238V154H242V152H240V153L238 152L239 150H238L237 148H236ZM0 151H2V150H0ZM37 151H38V150H37ZM39 151H40V150H39ZM45 151H46V150H45ZM55 151H56V152H55ZM59 151H61V152L64 153V151H62L61 149H59ZM88 151H89V150H88ZM91 151H92V149L90 150V152H91ZM95 151H96V150H95ZM95 151H94V152H95ZM97 151H96V152H97ZM102 151H103V150H102ZM102 151H101V152H102ZM233 151H235V150H233ZM5 152H6V150H5ZM16 152H17V151H16ZM27 152H28V150H27ZM51 152H52V151H51ZM51 152H50V153H51ZM54 152H55V153H54ZM72 152H71V154H72ZM76 152H79V151L76 150ZM90 152H88V153H89L88 156L90 155ZM101 152H99V153H101ZM161 152H162V151H161ZM228 152H229V151H228ZM228 152H227V153H228ZM262 152H263V151H262ZM18 153H19V152H18ZM18 153H17V154H18ZM30 153H31V152H30ZM30 153H29V154H30ZM33 153H34V152H33ZM58 153H59V152H58ZM105 153H107V152L105 151ZM111 153H112V152H111ZM175 153H176V152H175ZM1 154H3V153H1ZM9 154H10V152H9ZM47 154H49V153H47ZM65 154H66V153H65ZM71 154H70V155H71ZM78 154H79V153H78ZM92 154H93V155H97L98 153H97V154H96V153H95V154L92 153ZM107 154H108V153H107ZM179 154H180V153H179ZM228 154H229V153H228ZM233 154H234V153H233ZM31 155H32V154H31ZM45 155H46V154H45ZM50 155H52V154H50ZM59 155H60V153H59ZM76 155H77V154H76ZM93 155H90L89 158H92L91 156H93ZM98 155H99V154H98ZM101 155H102V154H101ZM103 155H104V154H103ZM108 155H109V154H108ZM114 155H115V154H114ZM117 155H118V154H117ZM144 155H145V154H144ZM182 155H183V154H182ZM249 155H250V154H249ZM262 155H263V154H262ZM1 156H2V155H1ZM5 156H8V155H5ZM15 156H16V155H14V157H15ZM23 156H25V155H23ZM52 156H53V155H52ZM62 156H65V155H62ZM88 156H87L86 158H88ZM99 156H100V155H99ZM174 156H175V155H174ZM243 156H248V155H245V154H244ZM14 157H13V158H14ZM27 157H29V156L27 155V156L24 157V158H27ZM55 157H56V155H55ZM57 157H58V155H57ZM71 157L74 158V154H73V156H71ZM93 157H94V156H93ZM113 157H114V156H113ZM117 157H118V156H117ZM163 157H165V155H164ZM179 157H180V156H179ZM238 157H239V156H238ZM241 157H242V155H241L239 158H241ZM1 158L4 159L3 156H2ZM29 158H30V157H29ZM47 158H48V157H47ZM53 158H54V156H53ZM58 158H59V157H58ZM60 158H61V157H60ZM103 158H104V157H103ZM103 158H102V160H103ZM114 158H115V157H114ZM128 158H129V157H128ZM183 158H184V160H185V157H182V159H183ZM7 159H9V158H7ZM10 159H12V158H10ZM22 159H23V158H22ZM27 159H28V158H27ZM63 159H64V157H63ZM104 159H105V158H104ZM106 159H107V158H106ZM117 159H118V158H117ZM129 159H130V158H129ZM186 159H187V158H186ZM201 159H202V157H201ZM203 159H204V158H203ZM263 159H264V158H262V160H260V159H258V160H256V161L254 160V162H253L254 165L256 164L257 161H261V162L263 161V162H264ZM0 160H1V159H0ZM13 160H14V159H13ZM16 160H17V159H16ZM23 160L25 161V159H23ZM28 160H29V159H28ZM31 160H32V158H31ZM42 160H43V158H42ZM50 160H52V159H50ZM50 160H49V161H50ZM58 160H59V159H58ZM66 160H68V159H66ZM77 160H78V159H77ZM88 160H89V159H88ZM96 160H97V159H96ZM173 160H175V159H173ZM187 160H188V159H187ZM1 161H2V160H1ZM91 161H92V160H91ZM93 161H94V160H93ZM116 161H118V160H116ZM130 161H131V160H130ZM182 161H183V160H182ZM205 161H207V160H205ZM4 162H5V160H4ZM4 162H3V163H4ZM6 162H7V161H6ZM15 162H16V161H15ZM21 162H22V161H21ZM41 162H42V161H41ZM41 162H40V163H41ZM50 162L52 163V161H50ZM50 162H49V163H50ZM74 162H76V161H74ZM80 162H81V161H80ZM83 162H84V161H83ZM96 162H98V161H96ZM132 162H133V161H132ZM187 162H188V161H187ZM214 162H215V161H214ZM241 162H242V161H241ZM243 162L245 163V161H243ZM243 162H242V163H243ZM263 162H262V166H264V165H263ZM38 163H39V162H38ZM40 163H39V164H40ZM59 163H60V162H59ZM91 163H92V162H91ZM93 163H95V162H93ZM98 163H99V162H98ZM118 163H119V161H118ZM118 163H117V164H118ZM122 163H123V162H122ZM130 163H131V162H130ZM183 163H184V162H183ZM250 163H251V161H250ZM250 163L247 161V162H246V165H249V166L252 165V167H254L253 164H250ZM257 163H259V162H257ZM11 164H12V163H11ZM17 164H18V163H17ZM26 164H27V163H26ZM66 164H67L66 166L68 167V162H67ZM84 164H85V163H84ZM88 164H89V161H88ZM128 164H129V163H128ZM3 165H4V164H3ZM13 165H14V164H13ZM13 165H12V166H13ZM18 165H19V164H18ZM20 165H21V164H20ZM23 165H24V164H23ZM51 165H52V164H51ZM76 165H77V164H76ZM81 165H83V163H82ZM90 165L92 166L93 164H90ZM107 165H108V164H107ZM125 165H127V164H125ZM130 165H131V164H130ZM135 165H136V164H135ZM36 166H37V165H36ZM38 166H39V165H38ZM52 166H53V165H52ZM78 166H80V165H78ZM91 166H90V167H91ZM120 166H122V165H120ZM123 166H124V165H123ZM171 166H172V165H171ZM256 166H257V165H256ZM256 166H255L254 168H251L250 171H251L252 169L257 170V171L259 172V173H258V172L256 171L257 174H258V176H255L256 173H252V172H250L249 169H247L248 167L246 168L247 170H245V169H243V171L240 170V171H239V172H241L240 175H241V177H242V176H243L242 174H244V172H246L247 174H246V173H245V174L248 175V176H250V179H251L252 175L254 174V177H253V178H255V179L257 178L256 181H254L255 179L253 180V178H252V180H253L254 183L250 182L251 180L248 179V178H249L248 176H246V178H245V177H244L245 175L243 176V177H244V180L246 179L247 181H249V182H250V185L253 184V185L257 186L258 188H262V187L264 188V186H263V185H264V180H263V184L260 183L261 181L259 180V179H264V176H262L263 178L261 177V175H263L262 173H264V171H261V170H262V169L264 170V167H261V166H260V167H261V170H260V167H258L259 169H258V168L255 169ZM258 166H259V165H258ZM5 167H7V164H6ZM22 167H23V166H22ZM39 167H40V166H39ZM67 167H66V168H67ZM90 167H89V168H90ZM92 167H93V166H92ZM98 167H99V165H98ZM11 168H13V167H11ZM37 168H38V167H37ZM41 168H42V167H41ZM44 168H45V167H44ZM96 168H97V167H96ZM101 168H102V167H101ZM116 168H117V167H116ZM118 168H119V167H118ZM121 168H123V167H121ZM0 169H1V167H0ZM6 169H9V168L7 167ZM24 169H25V168H24ZM30 169H31V168H30ZM49 169H50V167H49ZM84 169H86V168H84ZM97 169H98V168H97ZM103 169H104V168H103ZM107 169H108V168H107ZM119 169H120V168H119ZM182 169H183V168H182ZM182 169H181V170H182ZM9 170H10V169H9ZM11 170L13 171V169H11ZM14 170H16V169H14ZM17 170H18V169H17ZM41 170H42V169H41ZM76 170L78 171V169H76ZM90 170H91V169H90ZM113 170H114V169H113ZM154 170H155V169H154ZM259 170H260V171H259ZM6 171H7V170H6ZM23 171H24V170H23ZM39 171H40V168H39ZM92 171L95 172V171H97V170H94V169H93ZM99 171H100V170H99ZM102 171H103V170H102ZM102 171H101V172H102ZM114 171H115V170H114ZM124 171H125V170H124ZM156 171H157V170H156ZM1 172H2V171H1ZM7 172L9 173V171H7ZM16 172H17V171H16ZM18 172H19V171H18ZM20 172H21V171H20ZM52 172H53V171H52ZM63 172H64V170H63ZM74 172H75V171H74ZM116 172H117V170H116ZM210 172H211V171H210ZM233 172H234V171H233ZM248 172H249V173H248ZM260 172H261V174H260ZM11 173H13V172H11ZM21 173H22V172H21ZM95 173H96V172H95ZM117 173H118V172H117ZM129 173H130V172H129ZM131 173H132V172H131ZM250 173H251V174H250ZM19 174H20V173H19ZM19 174H18V176H19ZM33 174H34V173H33ZM92 174H93V173L91 172V175H92ZM99 174H100V173H99ZM122 174H123V172H122ZM238 174H239V173H238ZM259 174H260V175H259ZM3 175H4V174H3ZM7 175H10V174H7ZM7 175H5V176H7ZM111 175H112V174H111ZM118 175H120V174H118ZM129 175H130V174H129ZM199 175H200V174H199ZM13 176H14V175H13ZM13 176H10V177H13ZM23 176H24V175H23ZM26 176H27V174H26ZM29 176H31V175H29ZM38 176H39V175H37V177H38ZM60 176H61V175H60ZM63 176H64V175H63ZM63 176H61V177H63ZM126 176H127V175H126ZM133 176H134V175H133ZM154 176H155V175H154ZM197 176H198V175H197ZM197 176H196V177H197ZM203 176H204V175H203ZM205 176H206V175H205ZM90 177H91V176H90ZM118 177H119V176H118ZM121 177H123V175H122ZM136 177H137V176H136ZM141 177H142V176H141ZM152 177H153V176H152ZM194 177H195V175H194ZM260 177H261V178H260ZM0 178H2V177L0 176ZM8 178H9V177H8ZM16 178H17V175H16ZM21 178H22V177H21ZM24 178H25V177H24ZM29 178H32V179H33L34 176H33V177H28L27 179H29ZM78 178H79V176H78ZM133 178H134V177H133ZM146 178H147V177H146ZM156 178H157V177H156ZM184 178H185V177H184ZM188 178H189V177H188ZM191 178H192V177H191ZM199 178H201V177H199ZM233 178H234V177H233ZM233 178H232V179H233ZM258 178H259V179H258ZM25 179H26V178H25ZM34 179H36V178H34ZM38 179H39V178H38ZM38 179H37V180H38ZM67 179H68V178H67ZM94 179H95V178H94ZM116 179H117V178H116ZM128 179H129V178H128ZM140 179H141V178H140ZM153 179H154V178H153ZM203 179H204V178H203ZM206 179H208V178H206ZM223 179H226V181H227V177H226V178H223ZM228 179H229V178H228ZM234 179H235V178H234ZM10 180H11V179H10ZM21 180H23V179H21ZM91 180H92V179H91ZM125 180H126V179H125ZM204 180H205V179H204ZM229 180H230V179H229ZM257 180H258V181H257ZM12 181H13V180H12ZM30 181H31V180H29V182H30ZM92 181H93V180H92ZM95 181L97 182L96 179H95ZM95 181H94V182H95ZM115 181H116V180H115ZM121 181H122V180H121ZM121 181H120V182H121ZM197 181H198V179H197ZM210 181L212 182V180H210ZM221 181H222V180H221ZM221 181H220V182H221ZM235 181H236V183L238 182L237 180H235ZM235 181H234V182H235ZM259 181H260V182H259ZM23 182H24V180H23ZM31 182H33V181H31ZM122 182H123V181H122ZM138 182H139V181H138ZM140 182H141V181H140ZM202 182H203V181H202ZM208 182H209V180H208ZM211 182H210V183H211ZM27 183H28V182L26 181V184H27ZM97 183L100 184L99 181H98ZM102 183H103V182H102ZM117 183H118V182H117ZM126 183H127V181H126ZM133 183L136 184V182H133ZM143 183H145V182H142V184H143ZM153 183H154V182H153ZM177 183H178V182H177ZM205 183H207V180H206ZM229 183H230V182H229ZM33 184H34V182H33ZM104 184H105V183H104ZM104 184H103V185H104ZM109 184H110V182H109ZM123 184H124V183H123ZM135 184H132V185L134 186ZM140 184H141V183H140ZM148 184H150V183L148 182ZM148 184H147V185H148ZM154 184H155V183H154ZM213 184H214V183H213ZM241 184H242V183H241ZM260 184H262V185H260ZM29 185H30V189H31V185H32V184L30 183ZM64 185H65V184H64ZM64 185H63V186H64ZM120 185H121V184H119V190H121ZM126 185H127V184H126ZM129 185H130V184H129ZM137 185H138V183H137ZM152 185H153V184H152ZM152 185H151V186H152ZM184 185H185V184H184ZM253 185H252V186H253ZM19 186H20V187L23 186V183H22V184L19 183ZM19 186H18V187H19ZM34 186H35V185H34ZM65 186H66V185H65ZM90 186H92V185L90 184ZM151 186H150V187H151ZM234 186H235V185H234ZM12 187H13V186H12ZM24 187H25V186H24ZM26 187H27V186H26ZM95 187H96V186H95ZM125 187H127V190H129V189H128V186H125ZM137 187H138V186H137ZM238 187H239V186H238ZM138 188H139V187H138ZM19 189H20V188H19ZM22 189H23V188H22ZM28 189H29V187H28ZM86 189H87V188H86ZM94 189H95V188H94ZM123 189H124V187H123ZM139 189H140V188H139ZM113 190H114V189H113ZM136 190H137V188H136ZM136 190H135V191H136ZM231 190H232V189H231ZM239 190H241V189H239ZM247 190H248V189H247ZM29 191H30V190H29ZM31 191H32V190H31ZM33 191H34V190H33ZM35 191H36V189H35ZM35 191H34V192H35ZM117 191H118V190H117ZM124 191L126 192L125 189H124ZM140 191H141V190H140ZM229 191H230V190H229ZM242 191H243V190H242ZM244 191H245V190H244ZM26 192H27V191H26ZM86 192H88V191H86ZM89 192H91V191H89ZM105 192H107V190H105ZM148 192H149V191H147V193H148ZM236 192H237V191H236ZM245 192H246V191H245ZM245 192H244V193H245ZM247 192H248V191H247ZM247 192H246V193H247ZM0 193H1V195L4 194V193H2V191H0ZM24 193H25V192H24ZM28 193H29V192H28ZM30 193H32V192H30ZM97 193H98V192H97ZM97 193H96V195L98 196ZM121 193H122V191H121ZM135 193H137V192H135ZM11 194H12V193H11ZM100 194H101V193H100ZM100 194H99V195H100ZM123 194H124V193H123ZM143 194H144V193H143ZM234 194H235V193H234ZM247 194H248V193H247ZM249 194H250V193H249ZM1 195H0V196H1ZM119 195H120V194H119ZM236 195H237V194H236ZM241 195L244 196L243 193H241ZM241 195H240V196H241ZM3 196H6V195H2V197H3ZM11 196H14V193H13ZM15 196H16V195H15ZM15 196L13 197L14 199L16 198ZM123 196H124V195H123ZM129 196H131V195H129ZM139 196H140V194H139ZM147 196H148V195H147ZM213 196H214V195H213ZM232 196H233V193H232ZM243 196H242V198H243ZM251 196H252V195H251ZM37 197H38L39 200H40L41 196H40V197L37 196ZM53 197H54V196H53ZM119 197H121V195H120ZM3 198H4V197H3ZM3 198H2V199H3ZM11 198H12V197H11ZM102 198H103V197H102ZM112 198H113V197H112ZM112 198H111V199H112ZM129 198H130V197H129ZM245 198H246V197H245ZM2 199H1V200H2ZM97 199H98V198H97ZM104 199H105V198H104ZM142 199H143V198H142ZM243 199H244V198H243ZM250 199H252V198H250ZM250 199H249V200H250ZM253 199H255V198H253ZM253 199H252L251 202L255 201V200H253ZM1 200H0V201H1ZM4 200H5V201H4ZM4 200H2V202H1L3 205H2L1 203H0V205L4 206V205H5V202H7V200H9V199H6V197H5ZM11 200H13V199H11ZM33 200H34V199H33ZM33 200H31L30 202H32ZM117 200H118V199H117ZM139 200H140V199H139ZM13 201H14V200H13ZM13 201H12V202H13ZM16 201H17V199H16ZM34 201L36 202V200H34ZM108 201H109V200H108ZM108 201H107V202H108ZM8 202H10V203H7V204L10 205V204H11V201H8ZM18 202H19V201H18ZM18 202H17V203H18ZM25 202H26V201H25ZM25 202L23 201V204H24ZM35 202H34V204H35ZM111 202H112V201H111ZM132 202H133V200H132ZM132 202H131V203H132ZM135 202H136V201H135ZM135 202H133V203L135 204ZM257 202H258V200H257ZM14 203H15V202H14ZM17 203H16V204H17ZM21 203H22V201H21ZM36 203H38V202H36ZM7 204H6V205H7ZM19 204H20V202H19ZM27 204H30V203H26V204H24V205H27ZM34 204H33V205H34ZM103 204H104V203H103ZM128 204H129V203H128ZM14 205H15V204H14ZM21 205H22V204H21ZM21 205H15V206H17V207L20 209ZM110 205H111V204H110ZM116 205H117V204H116ZM120 205H121V204H120ZM137 205H138V203L136 204V206H137ZM19 206H20V207H19ZM37 206H38V205H37ZM40 206H41V205H40ZM102 206H103V205H102ZM0 207H1V206H0ZM5 207H6V206H4L3 208H5ZM7 207H8V205H7ZM9 207H10L9 210H10V213H11V211H13L15 207H12V206H9ZM9 207H8V208H9ZM11 207L13 208V210L11 209ZM23 207H24V206L21 207L20 211H21V210H24V208H25V209L27 208V211H26V212H29L28 210H31V208H32L31 205H30V207H28V205H27L26 207H24V208H23ZM76 207H77V205H76ZM137 207H138V206H137ZM241 207H242V206H241ZM3 208H2V209H3ZM8 208H7V209H8ZM35 208H37V207H35ZM38 208H39V206H38ZM2 209H0V210H2ZM7 209H6V213L10 215V213H8L9 210L7 211ZM16 209H17V208H15V210H16ZM74 209H75V208H74ZM74 209H73V210H74ZM132 209H133V208H132ZM15 210H14V211H15ZM32 210H33V209H32ZM32 210H31V212H32ZM37 210H38V209H37ZM40 210H42V209H40ZM43 210H44V209H43ZM73 210H72V211H73ZM76 210H77V211H76ZM76 210H75L76 213H79V212H78L79 210H78V209H76ZM80 210H81V209H80ZM128 210H129V209H127V211H128ZM248 210H249V209H248ZM248 210H247V211H248ZM16 211H18V209H17ZM24 211H25V210H24ZM24 211H23V212H24ZM33 211H34V210H33ZM60 211H61V210H60ZM64 211H65V210H64ZM82 211H83V210H82ZM247 211H246V212H247ZM249 211H250V210H249ZM4 212H5V209H4ZM26 212H25V213H26ZM89 212H90V211H89ZM93 212H94V211H93ZM122 212H123V211H122ZM134 212H135V211H134ZM227 212H228V211H227ZM252 212H253V211H252ZM252 212H250V215H251V216H253V215L251 214ZM0 213H1V214H0V217H1L0 220L3 219V220L1 221L2 224H6L7 221H9V220L11 219L10 221L13 220L14 223H13V221H12V224H11L12 226H10V227H11L10 229H11V230L18 229V228L13 229L12 227H15V226L18 227V226H19V225H15V224H16L18 221H20V218L18 219V217H16L17 220H15L14 218L12 219V216H10V219L6 221V219H4L3 217L6 216V218H7L8 216H7L6 214H5V216H3L4 213L1 212V211H0ZM14 213H16V212H14ZM14 213H13V214H14ZM19 213L21 214V212H19ZM19 213H16V214H19ZM25 213H23V214H25ZM42 213H43V212H42ZM80 213L83 214L81 211H80ZM132 213H133V212H132ZM236 213H237V212H236ZM241 213H242V212H241ZM16 214H15V215H16ZM26 214H31V213H26ZM120 214H121V213H120ZM234 214H235V213H234ZM242 214L244 215V213H242ZM254 214H255V213H254ZM11 215H12V214H11ZM32 215H33V214H32ZM32 215H31V216H32ZM134 215H135V214H134ZM228 215H229V214H228ZM240 215H241V214H240ZM240 215H238V216H240ZM256 215H258V214H255V216H256ZM16 216H18V215H16ZM20 216H21V215H20ZM28 216H29V215H28ZM31 216H30V217H31ZM85 216H86V215H85ZM92 216H93V215H92ZM235 216H236V215H235ZM244 216H245V215H244ZM244 216H243V217H244ZM255 216H253V218H252L253 220H254V218H256V217H259V215L256 216V217H255ZM13 217H14V216H13ZM25 217H26V215H25ZM25 217H24V219H25ZM33 217H34V216H33ZM35 217H36V216H35ZM236 217H237V216H236ZM8 218H9V217H8ZM22 218H23V215H22ZM72 218H73V217H72ZM234 218H235V217H234ZM238 218H239V217H238ZM238 218H237V219H238ZM259 218L261 219L262 216L259 217ZM259 218H256V219H259ZM263 218H264V217H263ZM263 218H262L261 221L264 220ZM27 219H28V218H27ZM31 219H34V220H35V218H31ZM245 219H247V218H245ZM260 219H259V220H260ZM40 220H41V219H40ZM231 220L233 221V219H231ZM231 220H229V222L226 221L227 227H224L223 229L220 228V229L222 230V232H220V233H223V234L225 235V238H224L223 240L225 241L226 244L231 243V245H232V249H233V247L236 248V250H235L236 253H238L237 251H239V250H237V249H240L241 251H240L238 254L241 253V255L245 256V253L242 252L243 250L241 249V248H243L244 250H245V248L247 249V247L245 246L246 244L244 245V243H243L245 239H243V241H241V240H239V239H241V238H239V239H237V238H233V237L230 236L231 234H233V232L227 231L228 225H229L231 228H232V227H235V225H237V224L234 223V221L232 222ZM238 220H239V219H238ZM3 221H4V222H3ZM5 221H6V222H5ZM15 221H16V223H15ZM23 221H24V220H22V222H23ZM31 221H32V220H31ZM182 221H183V220H182ZM185 221H187V220H184V222H185ZM254 221H257V220H254ZM33 222H34V221H33ZM33 222H32V223H33ZM35 222H36V221H35ZM231 222H232L233 224H232ZM252 222H253V221H252ZM252 222H251V223H252ZM257 222H258V221H257ZM257 222H256V223H257ZM25 223H26V222H25ZM32 223H30V224H32ZM189 223H190V222H189ZM189 223L187 222V225H188ZM209 223H210V222H209ZM229 223H230V224H229ZM254 223H255V222H254ZM254 223H253V226H252V227H254V225H255ZM263 223H264V222H263ZM13 224H14V225H13ZM17 224H20V222H18ZM156 224H157V223H156ZM180 224H181V223H180ZM185 224H186V223H185ZM234 224H235V225H234ZM258 224H259V223H258ZM258 224L255 225V228H256V226H257V227L260 226V228H261V226L264 225V224H263V225H262V224L258 225ZM6 225H10V223H9V224H6ZM82 225H83V224H82ZM173 225H174V224H173ZM0 226H1V224H0ZM3 226L5 227V225H3ZM64 226H65V225H64ZM182 226H183V225H182ZM1 227H2V226H1ZM1 227H0V231H2V230H1L2 228H1ZM8 227H9V226H8ZM19 227H20V226H19ZM27 227H28V226H27ZM82 227H83V226H82ZM206 227L208 228V226H206ZM28 228H30V227H28ZM31 228H32V227H31ZM48 228H49V227H48ZM193 228H194V227H193ZM197 228H198V227H197ZM210 228H211V227H210ZM262 228L264 229V227H262ZM23 229H24V228H23ZM41 229H42V228H41ZM50 229H51V228H50ZM154 229H155V226H153V230H154ZM156 229H157V228H156ZM170 229H171V228H169V231H167V232H171L172 230L170 231ZM18 230H19V229H18ZM51 230H52V229H51ZM51 230H50V233L52 232ZM53 230H54V229H53ZM92 230H94V229H92ZM153 230H150V232L154 233ZM182 230H183V229H182ZM32 231H33V230H32ZM257 231H258V229H257ZM28 232H30V230H29ZM28 232H27V233H28ZM33 232H34V231H33ZM33 232H31L32 235H33ZM55 232H56V231H55ZM65 232H66V231H65ZM150 232H149V233H150ZM155 232H157V231L155 230ZM159 232H160V231H159ZM185 232H186V231H185ZM185 232H184V233H185ZM198 232H200V231H198ZM210 232H211V231H210ZM210 232H208V231H203L204 239H205V240H204V241L201 240V241H203V242H205V243L208 242V243L210 244V243H211V238H210V237H212V235H213V234H211ZM213 232H214V231H213ZM218 232H219V231H218ZM252 232H253V231H252ZM36 233H37V232H36ZM36 233H35V234H36ZM161 233H162V232H161ZM173 233H174V232H173ZM175 233H176V232H175ZM188 233H189V235H190V231H189ZM192 233H193V232H191V234H192ZM216 233H217V232H216ZM236 233H237V232H236ZM1 234H2V232H1ZM40 234H41V232H40ZM170 234H171V233H170ZM170 234H169V235H170ZM180 234H181V233H180ZM203 234H202V236H203ZM143 235H144V234H143ZM155 235H157V234H155ZM172 235H173V234H171V237H172ZM217 235L220 237L221 234L219 235V234L217 233L216 236H217ZM60 236H61V235H60ZM137 236H138V235H137ZM147 236H148V235H147ZM147 236H146V237H147ZM161 236L163 237V234H162ZM161 236H160V238H158V239L161 240V238H162ZM52 237H53V236H52ZM149 237H150V236H149ZM173 237H174V236H173ZM200 237H201V236H200ZM213 237H214V235H213ZM136 238H137V237H136ZM139 238L141 239V237L138 236V239H139ZM143 238H144V237H143ZM164 238H165V237H164ZM164 238H163V239H164ZM168 238H169V236H168ZM215 238H216V237H215ZM51 239H52V238H51ZM53 239H54V238H53ZM148 239H149V238H148ZM156 239H157V236H156ZM165 239H166V238H165ZM192 239H193V238H192ZM198 239H199V238H198ZM141 240H142V239H141ZM169 240H170V239H169ZM169 240H168V241H169ZM171 240H172V239H171ZM195 240H196V239H195ZM261 240H262V239H261ZM54 241H55V240H54ZM166 241H167V239H166ZM175 241H178V239L176 238ZM164 242H165V240H164ZM182 242H183V240H182ZM193 242H194V241H193ZM49 243H51V242H49ZM53 243H55V242H53ZM131 243H132V241H131ZM173 243H174V242H173ZM184 243H185V242H184ZM195 243H196V242H195ZM199 243H200V242H199ZM245 243H246V242H245ZM150 244H152V242H150ZM164 244H165V243H164ZM174 244H175V243H174ZM176 244H177V243H176ZM178 245H179V244H178ZM223 245H224V244H223ZM151 246H152V245H151ZM161 246H162V245H161ZM192 246H193V245H192ZM174 247H175V246H174ZM226 247H227V246H226ZM237 247H238V248H237ZM179 249H180V248H179ZM219 249H220V248H219ZM3 250H4V249H3ZM3 250H2V251H3ZM50 250H51V249H50ZM166 250H167V248H166ZM174 250H175V249H174ZM207 250H208V249H207ZM235 251H234V253H235ZM3 252H5V251H3ZM145 252H146V251H145ZM162 252H163V251H162ZM164 252H165V251H164ZM191 252H192V251H191ZM218 252H219V251H218ZM245 252H247V251L245 250ZM171 253H172V252H171ZM179 253H181V252H179ZM199 253H201V252H199ZM209 253H210V252H209ZM236 253H235V254H236ZM247 253H248V252H247ZM19 254H20V253H19ZM173 254H174V253H173ZM175 254H176V253H175ZM182 254H183V253H182ZM168 255H169V254H168ZM176 255H177V254H176ZM179 255H181V254H179ZM210 255H211V254H210ZM30 256H31V255H30ZM30 256H29V257H30ZM174 256H175V255H174ZM194 256H195V255H194ZM199 256H200V255H199ZM200 257H201V256H200ZM206 257H207V256H206ZM165 258H166V257H165ZM6 259H8V258H6ZM170 259H171V258H170ZM178 259H179V258H178ZM180 259H181V258H180ZM263 259H264V258H263ZM163 260H164V259H163ZM166 260H168V259H166ZM166 260H165V261H166ZM174 260H175V258H174ZM176 260H177V258H176ZM209 260H210V259H209ZM169 261H170V260H169ZM172 261H173V259H172ZM177 261H178V260H177ZM207 261H208V259H207ZM263 261H264V260H263ZM26 262H27V261H26ZM168 264H170V263H168Z\"/></svg>","mask_w":264,"mask_h":264}]
</instances>
